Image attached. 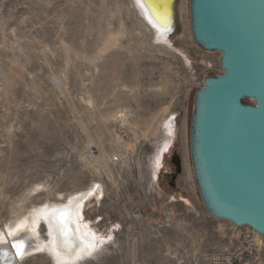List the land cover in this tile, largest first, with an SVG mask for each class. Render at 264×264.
I'll list each match as a JSON object with an SVG mask.
<instances>
[{
	"label": "rangeland",
	"instance_id": "obj_1",
	"mask_svg": "<svg viewBox=\"0 0 264 264\" xmlns=\"http://www.w3.org/2000/svg\"><path fill=\"white\" fill-rule=\"evenodd\" d=\"M175 9L176 30L161 42L136 0H0V236L8 246L20 216L87 193L76 213L98 249L65 264L263 258L247 245L252 228L237 237L202 200L191 155L195 94L224 69L220 51L194 40L190 0ZM16 257L59 264L46 249Z\"/></svg>",
	"mask_w": 264,
	"mask_h": 264
},
{
	"label": "water",
	"instance_id": "obj_2",
	"mask_svg": "<svg viewBox=\"0 0 264 264\" xmlns=\"http://www.w3.org/2000/svg\"><path fill=\"white\" fill-rule=\"evenodd\" d=\"M190 12L194 40L224 69L195 94L196 182L210 214L264 234V0H190Z\"/></svg>",
	"mask_w": 264,
	"mask_h": 264
},
{
	"label": "bare ground",
	"instance_id": "obj_3",
	"mask_svg": "<svg viewBox=\"0 0 264 264\" xmlns=\"http://www.w3.org/2000/svg\"><path fill=\"white\" fill-rule=\"evenodd\" d=\"M176 1L143 0L138 3L136 0L144 18L153 25L158 35L157 38L161 42L168 39L176 30ZM165 27L167 31L164 30ZM86 194L71 195L65 202L48 201L46 206L20 216L10 231V241L11 243L14 240L25 243L27 240L32 244L30 248L28 247L30 244L25 247L21 258L31 250L46 249L51 253L55 262L65 264L82 257L87 252L94 254L98 249V244L84 239L85 235L76 213L77 204L84 199ZM40 221L47 225L49 236L46 238L37 235L39 233L37 225ZM237 234L236 232L237 237L240 236ZM6 239L8 237H4V240ZM253 241L261 247V250H264L262 234L254 235ZM10 247L15 253L14 256ZM16 256V249L12 246H8L7 243L0 245V264H20ZM258 264H264V256L259 258Z\"/></svg>",
	"mask_w": 264,
	"mask_h": 264
},
{
	"label": "snow or ice",
	"instance_id": "obj_4",
	"mask_svg": "<svg viewBox=\"0 0 264 264\" xmlns=\"http://www.w3.org/2000/svg\"><path fill=\"white\" fill-rule=\"evenodd\" d=\"M141 2H143V0H138V3H141ZM164 30L167 31V28L165 27ZM95 187L98 188L99 185H96ZM62 215H66V214H62ZM109 239H111V237H109ZM6 243L7 241L4 240L2 236H0V245L6 244ZM12 248L16 249L17 256H22L25 250V244L23 243V241L14 240L12 242Z\"/></svg>",
	"mask_w": 264,
	"mask_h": 264
},
{
	"label": "built area",
	"instance_id": "obj_5",
	"mask_svg": "<svg viewBox=\"0 0 264 264\" xmlns=\"http://www.w3.org/2000/svg\"><path fill=\"white\" fill-rule=\"evenodd\" d=\"M236 226V228H237V233L240 235V227L241 226H237V225H235ZM251 228V227H250ZM252 234H253V237H254V235H256V234H261V233H259V232H257L256 230H254L253 228H252ZM248 238V237H247ZM250 238V237H249ZM251 241V242H250ZM248 242V246H252V248H253V244L255 243L254 241H253V238H252V240L250 239L249 241H247ZM254 242V243H253ZM257 247H258V249H259V251L261 250V247L259 246V245H257V244H255ZM259 262V261H258ZM258 264V263H257Z\"/></svg>",
	"mask_w": 264,
	"mask_h": 264
},
{
	"label": "trees",
	"instance_id": "obj_6",
	"mask_svg": "<svg viewBox=\"0 0 264 264\" xmlns=\"http://www.w3.org/2000/svg\"><path fill=\"white\" fill-rule=\"evenodd\" d=\"M244 102H246V103H253V102H251L248 98H245V99H244Z\"/></svg>",
	"mask_w": 264,
	"mask_h": 264
},
{
	"label": "flooded vegetation",
	"instance_id": "obj_7",
	"mask_svg": "<svg viewBox=\"0 0 264 264\" xmlns=\"http://www.w3.org/2000/svg\"><path fill=\"white\" fill-rule=\"evenodd\" d=\"M173 162H174V160H173ZM175 164V163H174ZM175 167H176V165H175ZM176 170H177V167H176Z\"/></svg>",
	"mask_w": 264,
	"mask_h": 264
}]
</instances>
